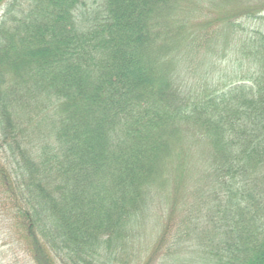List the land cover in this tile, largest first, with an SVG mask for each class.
<instances>
[{
    "label": "trees",
    "instance_id": "obj_1",
    "mask_svg": "<svg viewBox=\"0 0 264 264\" xmlns=\"http://www.w3.org/2000/svg\"><path fill=\"white\" fill-rule=\"evenodd\" d=\"M0 10V194L34 264H264V0Z\"/></svg>",
    "mask_w": 264,
    "mask_h": 264
},
{
    "label": "rangeland",
    "instance_id": "obj_2",
    "mask_svg": "<svg viewBox=\"0 0 264 264\" xmlns=\"http://www.w3.org/2000/svg\"><path fill=\"white\" fill-rule=\"evenodd\" d=\"M3 10H0V19ZM259 26L258 22L255 23ZM0 194V264H34L28 253L22 248L20 236L13 225V219Z\"/></svg>",
    "mask_w": 264,
    "mask_h": 264
}]
</instances>
